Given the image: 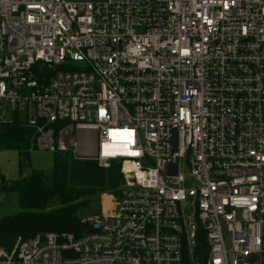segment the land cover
<instances>
[{
  "label": "built area",
  "instance_id": "obj_1",
  "mask_svg": "<svg viewBox=\"0 0 264 264\" xmlns=\"http://www.w3.org/2000/svg\"><path fill=\"white\" fill-rule=\"evenodd\" d=\"M14 121L31 153L119 163L123 184L81 234L0 264H264V0H0Z\"/></svg>",
  "mask_w": 264,
  "mask_h": 264
},
{
  "label": "trees",
  "instance_id": "obj_2",
  "mask_svg": "<svg viewBox=\"0 0 264 264\" xmlns=\"http://www.w3.org/2000/svg\"><path fill=\"white\" fill-rule=\"evenodd\" d=\"M33 131L19 121L0 125V153L17 152L19 179L9 182L4 177L1 187L18 194L21 211L0 221V246L12 250L18 239L28 240L45 233L81 234L83 210L98 202L102 193L117 191L123 184L121 165L112 163L108 170L98 163L81 160L67 153L53 156L51 172L32 170L30 142Z\"/></svg>",
  "mask_w": 264,
  "mask_h": 264
},
{
  "label": "rangeland",
  "instance_id": "obj_3",
  "mask_svg": "<svg viewBox=\"0 0 264 264\" xmlns=\"http://www.w3.org/2000/svg\"><path fill=\"white\" fill-rule=\"evenodd\" d=\"M80 148H84L87 154L78 152V158L93 159L98 151V135L92 132H80L78 137ZM9 152V151H7ZM11 152V151H10ZM53 167V156L46 152H32L31 167H27L24 171V176L31 174L32 170L36 169L42 172L49 173ZM10 179V183L19 179V171L17 167L16 156L12 153H2L0 155V221L8 216H14L21 211L18 194L14 192H7L1 187V179ZM103 194V193H102ZM98 202L85 208L81 214L82 219L87 216L98 214L101 204V196ZM22 239H18L16 245ZM24 241V240H23ZM15 245V246H16ZM0 248H3L0 246Z\"/></svg>",
  "mask_w": 264,
  "mask_h": 264
},
{
  "label": "crops",
  "instance_id": "obj_4",
  "mask_svg": "<svg viewBox=\"0 0 264 264\" xmlns=\"http://www.w3.org/2000/svg\"><path fill=\"white\" fill-rule=\"evenodd\" d=\"M92 133H96V132H92ZM79 152H81L82 154H87V151L84 149V148H80V145H79ZM2 153H4V152H1L0 153V155L2 154ZM5 153H12V154H14L15 156H16V159H17V167H18V171H19V157H18V154H17V152H14V151H9V152H7V151H5ZM32 154V153H31ZM34 170H36V169H34ZM7 181H12V180H10V179H6ZM16 181V180H15Z\"/></svg>",
  "mask_w": 264,
  "mask_h": 264
},
{
  "label": "bare ground",
  "instance_id": "obj_5",
  "mask_svg": "<svg viewBox=\"0 0 264 264\" xmlns=\"http://www.w3.org/2000/svg\"><path fill=\"white\" fill-rule=\"evenodd\" d=\"M122 136V135H121ZM118 138H121V137H118ZM118 149H120L121 147L120 146H116ZM121 153H124V152H121Z\"/></svg>",
  "mask_w": 264,
  "mask_h": 264
}]
</instances>
